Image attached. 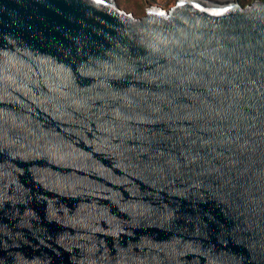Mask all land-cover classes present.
Instances as JSON below:
<instances>
[{
	"label": "water",
	"instance_id": "water-1",
	"mask_svg": "<svg viewBox=\"0 0 264 264\" xmlns=\"http://www.w3.org/2000/svg\"><path fill=\"white\" fill-rule=\"evenodd\" d=\"M0 264H264V0H0Z\"/></svg>",
	"mask_w": 264,
	"mask_h": 264
},
{
	"label": "rangeland",
	"instance_id": "rangeland-1",
	"mask_svg": "<svg viewBox=\"0 0 264 264\" xmlns=\"http://www.w3.org/2000/svg\"><path fill=\"white\" fill-rule=\"evenodd\" d=\"M121 9L133 13L136 17L146 14V8L150 5H158L164 9L174 6L177 0H116Z\"/></svg>",
	"mask_w": 264,
	"mask_h": 264
},
{
	"label": "trees",
	"instance_id": "trees-1",
	"mask_svg": "<svg viewBox=\"0 0 264 264\" xmlns=\"http://www.w3.org/2000/svg\"><path fill=\"white\" fill-rule=\"evenodd\" d=\"M239 3L243 6L248 5L249 3H251L253 0H238Z\"/></svg>",
	"mask_w": 264,
	"mask_h": 264
},
{
	"label": "snow or ice",
	"instance_id": "snow-or-ice-1",
	"mask_svg": "<svg viewBox=\"0 0 264 264\" xmlns=\"http://www.w3.org/2000/svg\"><path fill=\"white\" fill-rule=\"evenodd\" d=\"M97 2L100 3V2H103V0H97ZM225 10H226V9H225ZM161 14H163V13H161Z\"/></svg>",
	"mask_w": 264,
	"mask_h": 264
}]
</instances>
